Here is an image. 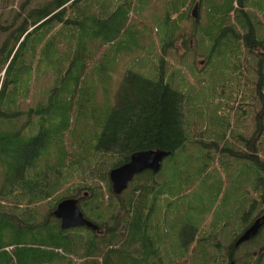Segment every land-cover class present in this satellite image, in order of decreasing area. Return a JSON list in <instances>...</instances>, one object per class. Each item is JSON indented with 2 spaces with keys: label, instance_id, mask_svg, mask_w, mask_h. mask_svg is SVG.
Here are the masks:
<instances>
[{
  "label": "trees",
  "instance_id": "obj_1",
  "mask_svg": "<svg viewBox=\"0 0 264 264\" xmlns=\"http://www.w3.org/2000/svg\"><path fill=\"white\" fill-rule=\"evenodd\" d=\"M16 1V9L0 7V264H264V223L244 242L255 243L244 260L235 244L264 216V25L248 0H197L205 8V22L191 25L199 54L208 64L225 57L222 66L232 77L257 79L253 114L241 97L238 107L230 105L238 86L226 97L222 88L224 99L209 121L198 112L185 119V95L174 89L177 78L166 66L186 62L173 51L190 48L185 24L195 0ZM104 77L111 103L100 113ZM235 110L233 124L229 111ZM248 114L256 119L252 132L238 131ZM146 149L171 152L170 174L144 171L116 197L109 170ZM241 162L250 169L244 193ZM212 167L222 170L224 185L208 204L200 194L198 204L187 205L186 191ZM77 179L92 184L78 186ZM77 188L89 190L82 208L99 226L94 232L63 230L52 215ZM44 202L41 217L34 209ZM170 223L177 224L173 233L165 229ZM221 231H235L231 245L214 239ZM223 250L226 255H217Z\"/></svg>",
  "mask_w": 264,
  "mask_h": 264
},
{
  "label": "rangeland",
  "instance_id": "obj_2",
  "mask_svg": "<svg viewBox=\"0 0 264 264\" xmlns=\"http://www.w3.org/2000/svg\"><path fill=\"white\" fill-rule=\"evenodd\" d=\"M13 0H0V7H2L3 3H8L9 7L8 8H13L16 9L19 6V2L14 0V4L12 3ZM197 0L191 2L189 4V16L190 19H187V23L185 24L186 28H187V41L191 42L190 48H185V46L183 44H180L179 48L174 50L173 55L174 57L177 56L178 53H180L182 55V57H184V59L186 60V62H173L172 58H170V61H172L171 63H168L166 66L168 68V75L172 76L174 75V77L177 78V80L175 81L176 84L174 85V89L180 91L182 94L185 95V100H184V107H185V119H187L188 121L190 120H194V112H198L200 115H202L205 120L209 121L212 118V114L214 112V106L215 104H217L219 101L223 100L224 97H226L227 94H230L232 91V89H230L231 87H233L234 89L237 90V86L239 89V94L237 95V92L232 93V97L230 100V105H233L234 107H238V99H244V101L248 104L247 108L249 109L248 111L252 112L253 114V97L255 95V91H254V86L256 85V81L257 79L255 78V76L253 75V73L248 76V75H243L242 77H239L238 79L236 77H232L231 75H229L230 73V69L229 68H224L222 65L225 64V62L227 61L226 58L224 57L222 59V61H219L218 59H215L214 61L210 62L208 64V59L206 56H204L203 54H199L198 49L196 44L194 43V40L196 38V32H193V29L191 28V25H193L194 19L193 16L191 15V13L193 12L194 9V5L197 4ZM248 3H250L251 6V10L254 11L255 13L258 14V17H260V20L262 21L263 25H264V0H248ZM198 9V13H197V19L198 21H204V9L203 7L199 6ZM8 8L6 10V12H8ZM260 35L263 37L264 35V28H260ZM260 36V37H261ZM264 50V49H263ZM262 51V50H261ZM192 53H197L196 55H193ZM257 53H260V51H258ZM256 53V54H257ZM262 53V52H261ZM260 53V54H261ZM260 57V56H259ZM260 58H264V54H262V56ZM258 57L254 56V59H252L251 57L248 58V61H246L248 63V67L250 65L254 63H256L255 60H257ZM146 61L145 58H141V62L144 63ZM169 61V59L167 60ZM187 65V66H186ZM244 65V63H243ZM188 67H192L195 68L197 71V73L199 74V77L196 76V74L193 73L192 70H189ZM219 67L222 68V72L221 74H218L219 71ZM254 67V65H253ZM123 67L119 66L118 71L121 72V76H119L118 74H115L116 78V82H119L120 79L122 78V74H123ZM205 70V71H204ZM3 73L0 74V77L2 76ZM117 76V77H116ZM2 78V77H1ZM107 77H104L101 79V83L105 85V89H104V85L100 84V90L99 91V100L100 103H97V107L100 113H102L104 111L105 108H107V106L111 103V97H110V79H106ZM169 78V77H168ZM221 80V81H219ZM202 82V83H201ZM223 82V83H222ZM116 85V83H115ZM117 86V85H116ZM222 88L224 89V97L221 95L222 92ZM32 99L29 98L27 99L26 102V106L30 103H32ZM224 103H226L225 101H223ZM228 104V102H227ZM25 106V107H26ZM200 111V112H199ZM226 111V109H225ZM99 113V114H100ZM229 113H231L229 115V118L232 119V122H234L233 124L236 123V120H238V113L237 110L235 111H229ZM250 114H248L245 118V120H241L239 119V122L236 124V128L238 129V131L241 130V128H249L252 132V128L254 127V123L256 119H254L252 122V116H249ZM209 119V120H208ZM256 127V125H255ZM235 128V125H234ZM236 142V141H235ZM236 145L239 146V150H243V145L242 143L239 144V142L235 143ZM227 155V154H226ZM225 156V155H224ZM263 158V157H262ZM172 158H166V160L164 161V163H162V169L160 174H164L165 177L167 174H170L169 171L167 169L168 164L170 163ZM222 159H220L219 162V167H221L222 169ZM217 167V166H216ZM240 173H239V179H241L242 185H241V191L242 193H244L243 191V185L244 183H248L249 179L247 178V176H249V172L250 169L245 166L244 163L241 162L240 164ZM211 169L210 173L208 174V176L206 177H198L196 178V180L193 181L192 184H194L191 188H189L186 191L187 197L184 199L185 203L187 205L192 204H198L199 203V198L197 197L198 195H203L205 198V204L211 202V199H213V196L215 193V191L217 190V188L219 186L224 185V179L221 176V172L218 170L220 168H214ZM223 173V172H222ZM257 172H256V176H257ZM195 175V174H194ZM194 175H192L189 179V181L192 180V178L194 177ZM225 175V180L227 185L229 184V179H228V175L226 173H224ZM252 179L253 175H252ZM94 180H97L94 178ZM231 181V179H230ZM84 182L89 183L90 180H76L74 182V184L80 186L81 184H83ZM91 183V182H90ZM92 184V183H91ZM105 190V187H103ZM89 190L88 189H81L79 190L78 188L76 189V191H74V193L71 194V196H74L76 198H82L84 196V194L88 193ZM70 196V197H71ZM258 196L257 193H255V197ZM254 197V198H255ZM107 200L108 198L105 197ZM257 206V205H256ZM260 207V206H258ZM244 209V208H243ZM260 209V208H257ZM256 209V210H257ZM48 207L47 204L44 203H40L39 205H36L34 212L39 214L41 217H44V215L47 213ZM255 210V211H256ZM46 211V212H45ZM240 212L242 213L243 210H240ZM264 214V213H263ZM53 215V214H52ZM197 215L196 210L191 212V216L194 219ZM54 216V215H53ZM253 216V213H252ZM40 217V218H41ZM207 222L210 221V218L208 217ZM214 221V220H211ZM181 223H184L183 221H181ZM172 223H170L168 226H166V232L167 233H173L171 232L172 229L175 228L171 226ZM182 227V226H181ZM180 227V228H181ZM229 228V227H228ZM209 231H213L211 229V227H209L208 229ZM186 233V237L190 234V227H186L184 230ZM234 232L231 233H223L222 231L219 232L217 234V236H215L217 240H220L222 242V246L223 247H227L228 244H232V241L234 239ZM210 235H213V233H210ZM224 235V236H222ZM38 237V236H36ZM177 239H179L177 237ZM186 239V238H185ZM138 247V246H136ZM255 247V243H248L247 245H245L244 247H240L238 249V253L241 254L240 256H238V260L239 259H243L244 260V254L245 257L247 255V251H251L253 250V248ZM193 249H195V247L193 246L191 248L190 251H192ZM210 251H213L212 249H209ZM259 250V248L256 250V252ZM254 252V251H253ZM217 253V252H216ZM217 255H226L225 251H221L220 253H217ZM71 257L73 256H68L69 260H71ZM70 263V261H69ZM73 264V263H70ZM78 264V263H75ZM79 264H81L79 262ZM223 264H227V262L225 261Z\"/></svg>",
  "mask_w": 264,
  "mask_h": 264
},
{
  "label": "water",
  "instance_id": "obj_3",
  "mask_svg": "<svg viewBox=\"0 0 264 264\" xmlns=\"http://www.w3.org/2000/svg\"><path fill=\"white\" fill-rule=\"evenodd\" d=\"M198 3L194 5L193 12L191 15L194 19H197L198 13ZM170 151H164L163 149H146L137 151L130 155L129 161L113 167L109 170L108 180L111 184L112 193L118 197L125 189L129 188L130 182L133 178L144 171L150 170L153 174L159 173L162 167V163L166 160V157L170 155ZM79 198L69 197L63 198L58 204H56L55 209H53L52 214L55 219H59L61 228L63 230L76 227H87L94 232L98 229V225L87 219L84 215L83 210L79 208ZM264 223V216L256 219L252 222L250 226L244 231L243 235H240L236 239V246L241 243L247 242L248 240L255 238L261 230V226ZM230 264H233L231 262Z\"/></svg>",
  "mask_w": 264,
  "mask_h": 264
},
{
  "label": "flooded vegetation",
  "instance_id": "obj_4",
  "mask_svg": "<svg viewBox=\"0 0 264 264\" xmlns=\"http://www.w3.org/2000/svg\"><path fill=\"white\" fill-rule=\"evenodd\" d=\"M87 196H88L87 194H84V196H83L81 199L79 198V201H80L79 208H80V210H83V208H82V203L84 202V200L86 199ZM75 198H76V197H75ZM59 202H60V201H59ZM59 202H58V203H59ZM58 203H57V204H58ZM54 209H55V208H54ZM52 211H53V210H52ZM52 211H51V212H52ZM83 212H84V210H83ZM84 214H85V212H84ZM84 216H85V215H84ZM85 217H86V216H85ZM82 227H83V226H82ZM70 229H72V228H70ZM65 230H67V229H65ZM235 244H236V239H235ZM240 246L242 247L243 244L241 243L240 245L237 246V248L239 249ZM233 255H234V254L232 253L231 256H230L229 258H230V259L233 258ZM146 263H147V260H146ZM233 264H235L234 260H233Z\"/></svg>",
  "mask_w": 264,
  "mask_h": 264
}]
</instances>
